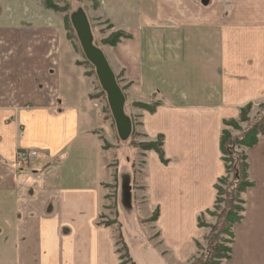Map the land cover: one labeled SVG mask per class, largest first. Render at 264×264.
Listing matches in <instances>:
<instances>
[{
  "label": "crops",
  "instance_id": "crops-1",
  "mask_svg": "<svg viewBox=\"0 0 264 264\" xmlns=\"http://www.w3.org/2000/svg\"><path fill=\"white\" fill-rule=\"evenodd\" d=\"M202 1L156 0L149 15L166 29L147 27L139 16L126 30L132 38L107 50L116 75L125 70L130 102L156 103L154 111H132L142 121L141 142L163 136L164 143L165 161L142 151L141 186L149 206L159 208L158 229L186 264L194 255L183 252L194 253L199 216L213 209L215 185L226 174L223 121L264 103V0ZM1 18L0 264H121L116 227L100 222L118 181L94 172H110L114 162L79 169L92 133L86 105L64 77L61 31ZM25 148L38 149V160L15 165ZM246 152L254 185L243 195L244 219L226 264H264V136Z\"/></svg>",
  "mask_w": 264,
  "mask_h": 264
},
{
  "label": "rangeland",
  "instance_id": "rangeland-1",
  "mask_svg": "<svg viewBox=\"0 0 264 264\" xmlns=\"http://www.w3.org/2000/svg\"><path fill=\"white\" fill-rule=\"evenodd\" d=\"M46 1L0 0V17L5 20L4 16H10L11 18L15 15L25 22L30 19L32 22L35 21L36 23H32L33 25L51 23L61 31L64 42L62 47L65 49L62 51L60 63L65 71H63L65 73L64 77L72 90L70 94L76 99L82 100V104L86 105V125L91 129L90 133L94 135L85 136L91 148L85 152L86 161H80L79 169L81 170L83 163H85L86 172H92L94 171L93 163L98 159L102 161L104 158L108 162H114L113 166L112 163L109 164V167L112 166L110 172L107 168L101 173L98 170L94 172L98 176L111 173L118 181L116 196L114 197L111 188L112 194L106 197V205L103 207L101 216L103 220H100V222L110 223L116 227V239L119 248H122L123 251V243H125L130 255L133 259L135 257L136 264H186L184 262L185 258H182V262L178 261V254L158 229L157 220H151V217L155 215V208L152 205L149 206L147 195H143L145 187L141 185L145 173L141 169L144 168L145 154L142 151L145 150L134 144L143 140L137 131L141 128L142 121L132 114L135 107L127 97L128 86L123 84L125 82L123 79L125 70H122L117 76H119V85L123 88L126 97L125 113L132 121V133L126 139L119 134L107 94L102 88L95 67L93 70L87 62V57H85L77 30L73 24V15L80 10L83 11L91 29L95 46L108 59V47L114 48L127 39H122L116 46L104 44L103 40L116 31L129 30V26L140 21L139 16L142 23L147 27L166 29V27L159 26V22L149 15L152 11L155 12L156 0H50L63 10V12L60 11L61 14L48 9L45 4ZM107 11L115 17L114 22L116 25L111 24ZM63 19L66 21L67 28H65ZM66 29L69 31V37ZM258 112H260L259 106L256 105L250 113L251 121L258 118ZM242 127L247 129L249 123H242ZM230 129L234 136L241 135L240 131ZM98 139L101 140L102 150L106 151L103 157L97 154L96 147L100 144ZM120 152L122 153L120 154ZM221 206L223 208L225 204L222 203ZM219 212H221V208L217 213ZM217 222H219L217 216L205 215L202 218V223L205 225L206 223L215 225ZM200 229L202 230V236L199 241L203 249L195 243L193 254L192 252L189 253L190 248L183 252V255L186 256L194 255L192 258H188L190 263L193 258L199 257L208 246L206 237L211 232V226H204Z\"/></svg>",
  "mask_w": 264,
  "mask_h": 264
},
{
  "label": "trees",
  "instance_id": "trees-1",
  "mask_svg": "<svg viewBox=\"0 0 264 264\" xmlns=\"http://www.w3.org/2000/svg\"><path fill=\"white\" fill-rule=\"evenodd\" d=\"M45 4L48 9H52L58 13H60V11L63 12V10L57 5H54L50 0H47ZM63 21L65 23V28H67L65 19H63ZM66 30L67 36L69 37V31L68 29ZM130 38H132L131 33L119 30L103 40V43L116 46L122 39ZM87 62L94 70V66L88 59ZM116 79L120 84L119 76L116 75ZM121 89L123 90V88ZM102 92L104 93V91ZM133 106L154 111L156 103L144 104L136 102L133 103ZM254 106L253 103H249L241 108L237 119L231 118L223 121L224 128L221 135V151L225 162L226 174L222 176L215 185L217 190L216 200L213 206L215 210L208 209L199 216V228L211 226V232L206 237L208 243L207 249L203 250V253L199 257H195L191 264H226L232 259V245L236 239L234 228L244 219L246 201L243 195L254 185L249 176L250 166L246 151L258 144L260 138L264 136V103L258 105L260 111L257 114L258 118H256L255 121H251L250 113ZM245 122L249 123L247 129L242 127V123ZM230 128L240 131L241 135L238 137L234 136ZM134 144L143 150L157 151L161 159L165 161L163 136H160L157 141L135 142ZM230 177H232L231 180ZM221 184H224L223 186L225 187ZM222 203L225 204L223 208L221 206ZM220 208L221 212L217 213ZM205 215L217 216L219 222L215 225H208L207 223L205 225L202 223V218ZM158 217L159 208L155 210V215L151 217V220H157ZM106 224L111 225L110 223ZM224 235H226V237H224ZM196 244L199 248H202L200 242L196 241ZM121 249L122 248H118L121 264H136L125 243H123V251Z\"/></svg>",
  "mask_w": 264,
  "mask_h": 264
},
{
  "label": "water",
  "instance_id": "water-1",
  "mask_svg": "<svg viewBox=\"0 0 264 264\" xmlns=\"http://www.w3.org/2000/svg\"><path fill=\"white\" fill-rule=\"evenodd\" d=\"M202 3L208 5L209 0H203ZM73 24L82 49L87 59L94 65L102 88L107 94L119 134L126 139L132 133V121L125 113L126 97L117 82L116 73L104 53L94 45L93 35L83 11L80 10L73 15Z\"/></svg>",
  "mask_w": 264,
  "mask_h": 264
},
{
  "label": "built area",
  "instance_id": "built-area-1",
  "mask_svg": "<svg viewBox=\"0 0 264 264\" xmlns=\"http://www.w3.org/2000/svg\"><path fill=\"white\" fill-rule=\"evenodd\" d=\"M40 156V151L36 148H25L17 151L15 165L31 166L36 163Z\"/></svg>",
  "mask_w": 264,
  "mask_h": 264
}]
</instances>
